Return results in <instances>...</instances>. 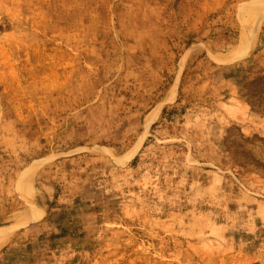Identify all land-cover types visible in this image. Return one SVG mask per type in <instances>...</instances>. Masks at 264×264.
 Segmentation results:
<instances>
[{
  "label": "rangeland",
  "instance_id": "374dc122",
  "mask_svg": "<svg viewBox=\"0 0 264 264\" xmlns=\"http://www.w3.org/2000/svg\"><path fill=\"white\" fill-rule=\"evenodd\" d=\"M0 230V264H264V0H0Z\"/></svg>",
  "mask_w": 264,
  "mask_h": 264
},
{
  "label": "bare ground",
  "instance_id": "6f19581e",
  "mask_svg": "<svg viewBox=\"0 0 264 264\" xmlns=\"http://www.w3.org/2000/svg\"><path fill=\"white\" fill-rule=\"evenodd\" d=\"M253 31H254V29H251L250 32H253ZM158 111H159V106H157L155 109H153L150 113L148 112V114L144 118V126H145V128H147V126L153 120V118L156 116V114H157ZM6 236H7V233H5V231L0 230V243L2 242V240Z\"/></svg>",
  "mask_w": 264,
  "mask_h": 264
}]
</instances>
